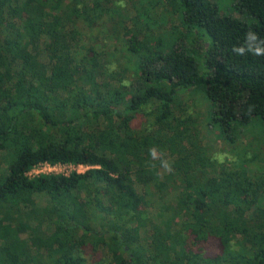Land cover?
I'll list each match as a JSON object with an SVG mask.
<instances>
[{"label": "trees", "instance_id": "trees-1", "mask_svg": "<svg viewBox=\"0 0 264 264\" xmlns=\"http://www.w3.org/2000/svg\"><path fill=\"white\" fill-rule=\"evenodd\" d=\"M116 2L0 0V264H264V167L211 176L217 162L176 106L200 89L233 144L239 125L264 126V56L233 52L249 30L264 39V0L233 3L253 24L214 0H169L168 46L154 30L166 6L130 25ZM41 163L89 168L28 177Z\"/></svg>", "mask_w": 264, "mask_h": 264}, {"label": "rangeland", "instance_id": "rangeland-1", "mask_svg": "<svg viewBox=\"0 0 264 264\" xmlns=\"http://www.w3.org/2000/svg\"><path fill=\"white\" fill-rule=\"evenodd\" d=\"M116 1V0H115ZM218 2L219 9L223 15H231L234 16L244 22L247 23H257V19L248 13L239 10L234 6L235 0H214ZM169 2V0H117L116 6L114 10H119L126 19L129 21L130 25H132L130 19L138 16V9H143L145 12H142L143 16L148 17L147 12H149L152 8L156 9V14H160L164 11V6H166V10L168 14L170 13L169 25H162L158 22V27H155V23H151L150 27L157 30V36L161 37L165 40L164 44L166 46L169 45V41L172 38L170 35L171 30L174 27H178L180 25V21L178 19L179 14L174 11V8L170 5H166L165 3ZM163 3V4H162ZM147 10V11H146ZM139 18V23L141 25L147 26L145 18L141 16ZM110 28L113 27L112 23H108ZM101 43L102 37L99 40ZM121 42L120 37L118 35L114 36V39H110L109 48L115 44H119ZM105 47V45H104ZM129 96L125 98L127 100ZM177 109L184 112H189L194 117V122L190 126H194L192 129V134H197L196 137H199L202 145L206 150L207 159L215 160L217 162L216 168L209 170V174L211 176L216 175L219 171L218 166L225 165L230 168L236 167L238 164L245 167V170L252 176H255L262 167H264V126L260 124V122H252L247 126H238L237 127V138L236 142L233 144L228 141L225 137L220 135L219 129H215L210 126L212 114L209 113L211 109L210 103L206 100V97L201 92L200 89L192 91L189 94L182 95L177 98ZM188 113V114H189ZM209 113V115H208ZM146 121V118L142 117V115H138L135 118L134 125L137 128H140L142 124ZM172 163V159H169ZM246 163V164H245ZM6 164L0 165V173L5 172ZM162 174L165 175L168 172H165L163 169L161 170ZM211 172V173H210ZM175 195L169 196L166 202L173 201ZM164 203L157 202L152 209V213L154 215L161 211V209L166 210L163 207ZM219 248L216 242L212 241L203 246L202 254L206 257H211L218 254Z\"/></svg>", "mask_w": 264, "mask_h": 264}, {"label": "clouds", "instance_id": "clouds-1", "mask_svg": "<svg viewBox=\"0 0 264 264\" xmlns=\"http://www.w3.org/2000/svg\"><path fill=\"white\" fill-rule=\"evenodd\" d=\"M233 52L238 56H245L248 54L264 56V39H261L256 32L249 30L245 33L244 43L239 46H234ZM149 156L152 161H158L160 168L165 172L170 173L173 171L172 163L157 147L153 146L149 149ZM155 166L154 163L153 167Z\"/></svg>", "mask_w": 264, "mask_h": 264}, {"label": "built area", "instance_id": "built-area-1", "mask_svg": "<svg viewBox=\"0 0 264 264\" xmlns=\"http://www.w3.org/2000/svg\"><path fill=\"white\" fill-rule=\"evenodd\" d=\"M88 168L89 167L83 165L41 163L34 166L27 173V176L30 178L38 177L40 175L69 176L73 172L84 173Z\"/></svg>", "mask_w": 264, "mask_h": 264}]
</instances>
